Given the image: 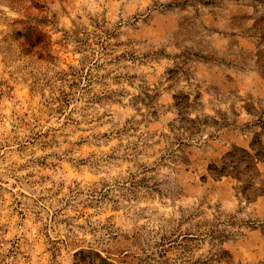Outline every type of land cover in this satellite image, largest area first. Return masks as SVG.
Returning <instances> with one entry per match:
<instances>
[{
    "label": "rangeland",
    "instance_id": "374dc122",
    "mask_svg": "<svg viewBox=\"0 0 264 264\" xmlns=\"http://www.w3.org/2000/svg\"><path fill=\"white\" fill-rule=\"evenodd\" d=\"M0 264H264V0H0Z\"/></svg>",
    "mask_w": 264,
    "mask_h": 264
}]
</instances>
